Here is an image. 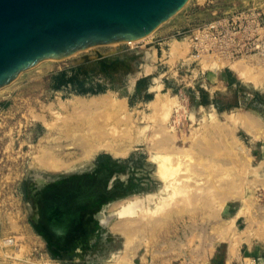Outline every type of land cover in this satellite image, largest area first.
I'll use <instances>...</instances> for the list:
<instances>
[{
	"label": "rangeland",
	"instance_id": "374dc122",
	"mask_svg": "<svg viewBox=\"0 0 264 264\" xmlns=\"http://www.w3.org/2000/svg\"><path fill=\"white\" fill-rule=\"evenodd\" d=\"M0 264H264V0L1 86Z\"/></svg>",
	"mask_w": 264,
	"mask_h": 264
},
{
	"label": "water",
	"instance_id": "95a60500",
	"mask_svg": "<svg viewBox=\"0 0 264 264\" xmlns=\"http://www.w3.org/2000/svg\"><path fill=\"white\" fill-rule=\"evenodd\" d=\"M189 1L0 0V87L42 61L146 37Z\"/></svg>",
	"mask_w": 264,
	"mask_h": 264
},
{
	"label": "bare ground",
	"instance_id": "6f19581e",
	"mask_svg": "<svg viewBox=\"0 0 264 264\" xmlns=\"http://www.w3.org/2000/svg\"><path fill=\"white\" fill-rule=\"evenodd\" d=\"M133 42H134V41H128V43H133ZM158 103H159V102H158ZM170 158H171V157H170ZM161 160H162V159H160V161H161ZM181 160H182V158H181ZM163 162H164V161H162V163H163ZM160 164H161V163H160ZM160 164H159V165H160ZM163 164L165 165V163H163ZM170 164H171V163H170ZM165 166H166V165H165ZM65 167H66V166H65ZM172 167H173V166H172ZM179 167H180V166H179ZM179 167H178V168H179ZM162 168H166V167H162ZM162 168H161V169H162ZM174 168H175V167H174ZM178 168H177V169H178ZM161 169H160V170H161ZM167 169H169V168L167 167ZM179 169H180V168H179ZM174 171H175V170H174ZM174 171H173V172H174ZM161 172H162V171H161ZM168 173H169V172H168ZM175 173H176V172H175ZM177 174H179V173H177ZM166 175H167V174H166ZM166 175H165V176H166ZM168 176H169V175H168ZM180 176H181V175H180ZM183 176H184V175H183ZM162 177H163V175H162ZM166 178H167V177H166ZM177 178H178V176L176 177V179H177ZM183 178H184V177H183ZM183 178H182V180H183ZM170 179H171V178H170ZM173 179H174V178H173ZM179 179H180V181H181V178H179ZM179 179H178V180H179ZM184 179H185V178H184ZM178 180H174L173 182L176 183V181H178ZM180 181H179V182H180ZM181 182H182V181H181ZM172 184H173V183H172ZM177 184H178V183H177ZM182 186H183V185H182ZM179 188L181 189V187H179ZM167 189H168V188H167ZM183 190H184V189H183ZM180 191H181V190H180ZM178 192H179V191H178ZM180 193H181V192H180ZM178 194H179V193H178ZM174 196H176V195H174ZM178 198H180V196H179ZM169 204H170V203H169ZM132 211H133V210H132ZM129 212H130V211H129ZM153 213H154V212H153ZM155 213H157V211H156ZM132 214H133V213H132ZM131 216H132V215H131ZM136 220H137V219H136ZM145 220H146V219H145ZM122 221H123V220H122ZM133 221H134V220H133ZM140 221H141V220H140ZM134 224L137 225L136 222H135ZM128 227H130V225H128Z\"/></svg>",
	"mask_w": 264,
	"mask_h": 264
}]
</instances>
